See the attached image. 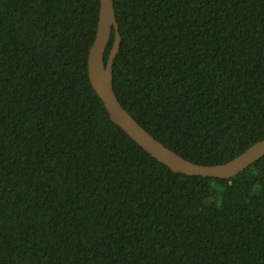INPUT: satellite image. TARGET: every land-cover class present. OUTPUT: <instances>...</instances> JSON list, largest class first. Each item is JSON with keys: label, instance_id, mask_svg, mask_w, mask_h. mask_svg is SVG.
<instances>
[{"label": "trees", "instance_id": "16d2710c", "mask_svg": "<svg viewBox=\"0 0 264 264\" xmlns=\"http://www.w3.org/2000/svg\"><path fill=\"white\" fill-rule=\"evenodd\" d=\"M113 3V89L146 131L200 165L264 139V0ZM99 7L0 0V264H264V156L189 176L115 125L87 74Z\"/></svg>", "mask_w": 264, "mask_h": 264}, {"label": "water", "instance_id": "95a60500", "mask_svg": "<svg viewBox=\"0 0 264 264\" xmlns=\"http://www.w3.org/2000/svg\"><path fill=\"white\" fill-rule=\"evenodd\" d=\"M99 15L96 35L88 51L87 74L91 86L99 96L109 119L136 142L145 152L175 173L189 176L212 178H230L253 162L264 156V139L254 143L237 157L217 165H200L192 163L171 149L165 147L146 131L121 106L113 89V62L119 46V32L113 0H99ZM114 29V41L104 63V51L111 30Z\"/></svg>", "mask_w": 264, "mask_h": 264}]
</instances>
